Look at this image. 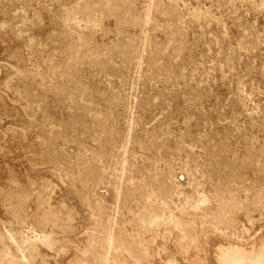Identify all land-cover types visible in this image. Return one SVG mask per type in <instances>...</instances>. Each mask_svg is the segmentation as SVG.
Returning a JSON list of instances; mask_svg holds the SVG:
<instances>
[{"label": "rangeland", "instance_id": "1", "mask_svg": "<svg viewBox=\"0 0 264 264\" xmlns=\"http://www.w3.org/2000/svg\"><path fill=\"white\" fill-rule=\"evenodd\" d=\"M0 264H264V0H0Z\"/></svg>", "mask_w": 264, "mask_h": 264}]
</instances>
